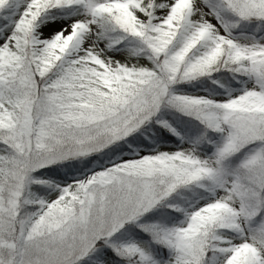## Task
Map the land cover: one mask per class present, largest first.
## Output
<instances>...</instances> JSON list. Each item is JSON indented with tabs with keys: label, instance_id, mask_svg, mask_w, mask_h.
I'll return each mask as SVG.
<instances>
[{
	"label": "snow or ice",
	"instance_id": "obj_1",
	"mask_svg": "<svg viewBox=\"0 0 264 264\" xmlns=\"http://www.w3.org/2000/svg\"><path fill=\"white\" fill-rule=\"evenodd\" d=\"M0 264H264V0H0Z\"/></svg>",
	"mask_w": 264,
	"mask_h": 264
}]
</instances>
